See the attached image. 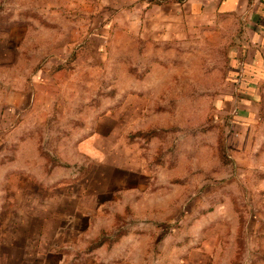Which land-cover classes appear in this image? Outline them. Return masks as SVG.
<instances>
[{
    "label": "rangeland",
    "instance_id": "obj_1",
    "mask_svg": "<svg viewBox=\"0 0 264 264\" xmlns=\"http://www.w3.org/2000/svg\"><path fill=\"white\" fill-rule=\"evenodd\" d=\"M194 4L0 0V255L264 264L258 17Z\"/></svg>",
    "mask_w": 264,
    "mask_h": 264
},
{
    "label": "crops",
    "instance_id": "obj_2",
    "mask_svg": "<svg viewBox=\"0 0 264 264\" xmlns=\"http://www.w3.org/2000/svg\"><path fill=\"white\" fill-rule=\"evenodd\" d=\"M253 0H196L197 4H194V7L198 9V14H202L207 12L211 8V15H221V14H236V15H249L250 12L256 18L257 26H251L248 24L247 32L251 33L247 36L248 42H251V45L254 48L248 47L246 61L243 63L244 68L243 76L245 81H253L254 79L264 78V26H259L258 23L260 20L259 17L264 16V0H254L255 4L250 5ZM248 4L250 6H248ZM212 5L210 8L209 6ZM252 6V7H251ZM264 19V18H263ZM264 23V20H263ZM245 46L242 47V49ZM245 52L242 56V60L245 59ZM253 77H255L253 79ZM28 242L25 238H11L10 242H6L3 247V260L4 264H21L25 262L26 257L29 255L30 250L25 245ZM98 242V241H96ZM94 240L89 242V246L87 248V252H91L95 249L100 248L105 245L104 242L100 246H93ZM5 248L11 249L10 251H6ZM41 252V251H39ZM32 255H36L35 252H31ZM43 254V252L41 253ZM34 260L36 258L32 257Z\"/></svg>",
    "mask_w": 264,
    "mask_h": 264
},
{
    "label": "trees",
    "instance_id": "obj_3",
    "mask_svg": "<svg viewBox=\"0 0 264 264\" xmlns=\"http://www.w3.org/2000/svg\"><path fill=\"white\" fill-rule=\"evenodd\" d=\"M105 242V239L100 240L99 242H96L93 244V246H100Z\"/></svg>",
    "mask_w": 264,
    "mask_h": 264
}]
</instances>
